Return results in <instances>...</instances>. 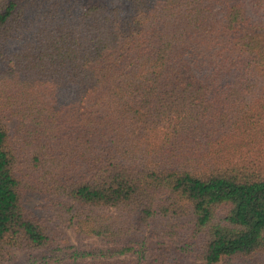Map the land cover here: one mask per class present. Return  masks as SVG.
<instances>
[{
	"label": "trees",
	"instance_id": "trees-1",
	"mask_svg": "<svg viewBox=\"0 0 264 264\" xmlns=\"http://www.w3.org/2000/svg\"><path fill=\"white\" fill-rule=\"evenodd\" d=\"M152 244L264 264V0H0V264Z\"/></svg>",
	"mask_w": 264,
	"mask_h": 264
},
{
	"label": "rangeland",
	"instance_id": "rangeland-1",
	"mask_svg": "<svg viewBox=\"0 0 264 264\" xmlns=\"http://www.w3.org/2000/svg\"><path fill=\"white\" fill-rule=\"evenodd\" d=\"M122 2V1H121ZM43 201L37 196L29 197L27 204L29 207L35 209L39 214H44L45 210L42 205ZM67 236L69 237L68 244L76 245L78 248H90V247H101L100 243H95L91 239L81 238L69 230H66ZM169 245V243H167ZM174 255V251L170 252ZM16 262L21 264L24 260V255L22 253H15ZM136 256L134 255H122L115 257L100 256L98 259L86 258L82 264H135ZM139 264H171V259H165L161 251L157 248L156 244H152L149 251L145 254V258ZM137 264V263H136Z\"/></svg>",
	"mask_w": 264,
	"mask_h": 264
}]
</instances>
